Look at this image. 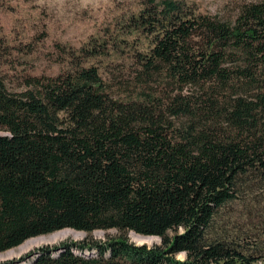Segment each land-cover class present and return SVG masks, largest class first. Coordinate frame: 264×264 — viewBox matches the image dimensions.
Returning <instances> with one entry per match:
<instances>
[{"label":"trees","instance_id":"obj_1","mask_svg":"<svg viewBox=\"0 0 264 264\" xmlns=\"http://www.w3.org/2000/svg\"><path fill=\"white\" fill-rule=\"evenodd\" d=\"M149 1L132 20L152 45L124 98L82 64L10 91L0 32V253L64 229L120 234L9 264H264L256 240L225 220L264 187V0L231 21Z\"/></svg>","mask_w":264,"mask_h":264},{"label":"rangeland","instance_id":"obj_2","mask_svg":"<svg viewBox=\"0 0 264 264\" xmlns=\"http://www.w3.org/2000/svg\"><path fill=\"white\" fill-rule=\"evenodd\" d=\"M180 1L186 6L185 12L192 10L198 15L231 21L242 5L257 0ZM150 7L149 0H0V32L9 46L1 68L7 88L21 92L28 77H55L82 64L99 70L114 97H126L125 89L129 88L130 92L134 88L138 55L146 54L152 45L147 29H137L132 17ZM89 50L97 53L92 56L87 53ZM162 92L172 93L171 88ZM226 212L229 228L241 237L256 240V246L264 255V187L251 188L244 200L234 203ZM83 234L81 239L68 238L35 250L86 239L105 241L120 235L116 230ZM124 235L136 246L150 248L161 243L159 238L152 237L153 244H139L132 233ZM28 253L0 264L17 261ZM177 257L183 259L184 255Z\"/></svg>","mask_w":264,"mask_h":264},{"label":"bare ground","instance_id":"obj_3","mask_svg":"<svg viewBox=\"0 0 264 264\" xmlns=\"http://www.w3.org/2000/svg\"><path fill=\"white\" fill-rule=\"evenodd\" d=\"M83 236H84L83 233L75 232L71 229H64L61 231H56L52 234L32 238V239L25 241L23 244H21L17 248L11 249V250L7 251L6 253L0 254V262H4L7 260H11L13 258L20 257V256H22V255H24V254H26L32 250H35L36 248H38L40 246H44V245H48V244H54V243L63 241V240L68 239V238L78 240V239L83 238ZM132 236H133V238L136 239V241L139 244L150 245V244H153L155 242V239L152 237L144 238L142 236L135 235V234H132Z\"/></svg>","mask_w":264,"mask_h":264},{"label":"water","instance_id":"obj_4","mask_svg":"<svg viewBox=\"0 0 264 264\" xmlns=\"http://www.w3.org/2000/svg\"><path fill=\"white\" fill-rule=\"evenodd\" d=\"M26 259H28V258H26ZM4 264H9L8 262H6V263H4Z\"/></svg>","mask_w":264,"mask_h":264}]
</instances>
